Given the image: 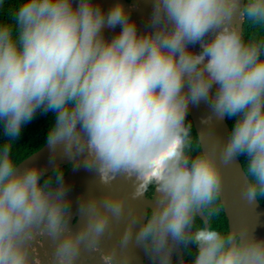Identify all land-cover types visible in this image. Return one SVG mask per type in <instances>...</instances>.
<instances>
[{"label":"clouds","instance_id":"obj_1","mask_svg":"<svg viewBox=\"0 0 264 264\" xmlns=\"http://www.w3.org/2000/svg\"><path fill=\"white\" fill-rule=\"evenodd\" d=\"M150 2L141 27L123 0H0V264H76L85 244L102 264H131L133 244L152 264H264L258 216L197 222L220 214L224 166L241 158L242 197L264 201V0ZM201 103L194 135L188 112ZM48 114L50 167L21 163L24 129ZM58 156L132 191L81 196L73 229ZM146 194L101 251L126 201Z\"/></svg>","mask_w":264,"mask_h":264},{"label":"water","instance_id":"obj_2","mask_svg":"<svg viewBox=\"0 0 264 264\" xmlns=\"http://www.w3.org/2000/svg\"><path fill=\"white\" fill-rule=\"evenodd\" d=\"M114 0H100L103 7H109ZM126 7H133V17L137 20L139 26H143L146 22V18L151 11L150 0H123ZM118 30V29H116ZM113 30H105L106 35H111ZM208 114V108L203 103L199 105H194L189 108L188 117L193 122L194 130L199 127L200 119ZM229 126L226 120H221L217 122L215 127V132L220 135L223 139L228 135ZM207 143V142H206ZM34 155V156H33ZM33 156V159H37V162L42 166L50 167L49 165V153L46 146H42L40 149L34 153L27 156L21 161ZM57 160L64 166H69L67 173L65 174V181L70 186L69 196L71 198V218L69 221V226L73 229L79 227L80 222H83L84 217L79 213V200L81 196L88 195L89 193H95L97 195H102L105 191H112L117 194L127 195L132 191V185L130 181L125 180L123 177H117L110 185H101L98 181V177L93 170L84 167L82 164H73L67 158L57 157ZM224 177V191L228 194V199L223 207L225 217L227 219V224L229 220L231 222H238L245 218L255 220L258 216V221L256 223V234L258 236L264 237V207L259 203H254V205L249 204L241 195L242 191V181H243V168L238 160L224 166L223 169ZM151 197L145 195V199H140L137 201H126V212L120 220H113L108 233H106L104 242L99 246L101 251H103L107 246L112 244L120 235L123 230L129 212L128 207H131L133 213H139L140 211L146 210ZM203 223H208L204 216H199ZM49 251L48 242L45 241L43 251ZM131 252L133 260L131 264H152L151 259L145 253L143 248L136 246L135 244L131 247ZM103 255L102 253L100 254ZM100 255L98 252H93L90 247L86 244L82 246L80 256L76 264H102L100 260ZM90 260V262H88ZM113 264H122L121 261L115 260Z\"/></svg>","mask_w":264,"mask_h":264},{"label":"trees","instance_id":"obj_3","mask_svg":"<svg viewBox=\"0 0 264 264\" xmlns=\"http://www.w3.org/2000/svg\"><path fill=\"white\" fill-rule=\"evenodd\" d=\"M50 114L48 115H38L23 131L22 137L16 147V156L21 162L23 159H25L30 154L34 153L38 149H40L44 145V138L46 135V130L49 123ZM229 129L231 122L226 120ZM193 134L195 135V130L193 127ZM240 163L243 168V159L241 158ZM68 170L69 166H65ZM67 173V171H66ZM65 173V174H66ZM147 197H151L150 195L146 194ZM264 207V201L259 202ZM208 221V223L211 224L213 227L217 228H224L227 226V219L224 214L223 207L221 205V212L220 214L211 219L208 220L207 217H205ZM197 222L200 224H203V220L198 216Z\"/></svg>","mask_w":264,"mask_h":264},{"label":"crops","instance_id":"obj_4","mask_svg":"<svg viewBox=\"0 0 264 264\" xmlns=\"http://www.w3.org/2000/svg\"><path fill=\"white\" fill-rule=\"evenodd\" d=\"M88 262H90V260H88Z\"/></svg>","mask_w":264,"mask_h":264}]
</instances>
